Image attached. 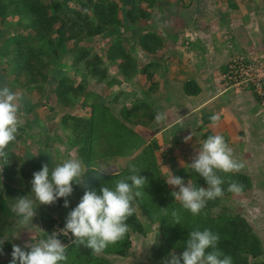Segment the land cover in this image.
I'll return each mask as SVG.
<instances>
[{"label":"trees","instance_id":"16d2710c","mask_svg":"<svg viewBox=\"0 0 264 264\" xmlns=\"http://www.w3.org/2000/svg\"><path fill=\"white\" fill-rule=\"evenodd\" d=\"M169 1L0 0V63L7 65L0 70V87H20V114L25 113L26 116L34 109H39L40 115L45 116L47 111L42 107L46 104L50 111L56 110V105L64 109L75 110L79 107L87 110L85 116L56 110L61 113L58 128L64 133L68 144L76 149L85 167L81 177L83 196L88 190L102 194V186L114 187V181L130 175L129 169L135 165L147 182L144 188L134 189V192H141V196L134 200V207L140 209L152 224H157L161 239L170 248L183 252L190 231L210 229L219 235L217 247L232 257V264H263L259 259L264 253L262 240L252 225L240 212L233 211L229 205L220 204L223 197L233 194L228 191L230 181L242 184L243 191L240 193H243L252 186L249 176L243 172L217 171L224 181L221 185L223 196L206 201L201 212L193 215L164 191V178L150 161L153 147L140 144L141 137L126 123L131 121L132 114L138 117L133 112L147 103H134L128 109L122 102L118 108L122 93L101 90L103 86L111 88L114 84H120V79L109 72L112 66L117 68L125 81L132 80L137 71L146 74L147 78L152 76L149 71L151 65L146 63L140 67L138 55L156 53L163 47L165 33L161 30L165 29L160 27L159 30L158 26L165 15L167 20L170 16L172 8ZM179 1L176 0L178 6ZM95 39L97 42L94 46L91 43ZM190 84H186V91L197 93L198 89H190ZM92 86H98L99 90L92 89ZM33 91L40 94L39 100L28 97V93ZM48 91L53 94L56 105L51 101L48 103ZM34 128L37 132L32 133V137L38 139L39 149L37 154L27 151L24 158L16 154L13 148L19 146L22 135L30 136ZM48 133L43 118L36 115L27 117L19 127L15 141L5 149L8 159L5 161L1 158L0 168V240L15 222L16 216L11 206L16 199L34 196L31 183L33 174L42 170L45 163L50 170L53 167L52 142L47 137ZM57 137L59 142H64L60 136ZM135 148H140V151L128 170L113 175L103 173L101 179L95 177L92 166L96 160L126 156ZM175 175L183 180L188 178L197 186L207 187L205 179L192 169L188 172L180 169ZM78 185L73 182V189L77 190ZM149 193L157 195L154 202L156 209L162 211L160 216L150 213L149 206L152 207V204L146 198ZM64 201L65 198H59L57 204H42L39 218L47 232H52L58 223L54 212L63 207ZM213 208L218 209V213L212 214ZM73 209L66 208L60 217L66 220ZM174 210L179 213L180 224H176V219L171 215ZM126 223L129 225L128 233L99 254L75 244V237L72 236L65 243L67 260L60 264H115L109 255L126 256L132 244V235L146 234L136 211ZM0 248L3 251L5 247L2 244ZM11 260H0V264H10Z\"/></svg>","mask_w":264,"mask_h":264},{"label":"crops","instance_id":"0c3cea01","mask_svg":"<svg viewBox=\"0 0 264 264\" xmlns=\"http://www.w3.org/2000/svg\"><path fill=\"white\" fill-rule=\"evenodd\" d=\"M169 4L170 16L167 20L165 15L158 26L165 29L161 30L165 33L163 47L156 53L138 55L140 67L151 65L152 76L147 78L137 71L132 80L125 81L112 66L109 72L120 79V84L101 90L122 93L118 108L122 102L128 109L134 103H147L133 112L138 117L132 114L126 123L141 137L140 144L153 147L150 161L164 178V191L169 197L178 188L166 183L167 178L180 169L188 172L201 144L215 134L222 135L234 158L245 164L239 172L248 175L253 186L258 182L254 181L252 167H264V106L250 90H225L216 79L226 69L232 51L264 53V0H180L179 6L171 0ZM187 83L198 92L188 93ZM157 111L167 116L160 124L154 119ZM213 114H220L216 125L209 119ZM139 151L135 148L126 156L100 158L92 167L102 168L104 174L122 173ZM111 159V163H104ZM189 180L184 179L185 185ZM81 185L78 187L82 191ZM238 194L223 197L220 204L227 205L226 201L236 200Z\"/></svg>","mask_w":264,"mask_h":264},{"label":"clouds","instance_id":"9594fccd","mask_svg":"<svg viewBox=\"0 0 264 264\" xmlns=\"http://www.w3.org/2000/svg\"><path fill=\"white\" fill-rule=\"evenodd\" d=\"M21 100L20 93L13 92L6 85L0 87V158L5 161L8 159L5 149L15 141L22 124ZM166 118L164 112L157 111L154 119L160 124ZM209 119L216 125L220 121V114H213ZM185 139L187 141L191 137ZM201 145L190 167L205 179L207 187L197 186L191 180L185 185L184 180L174 174L166 180V183L178 188V191L172 192L175 201H179L193 215L201 212L206 201L223 196L221 185L224 181L217 175V170L231 173L245 168L243 162L234 158L233 149L222 135H211ZM129 171L130 175L114 181V187L102 186V194H97L95 190L86 191L80 203L66 217L64 228L58 232L54 231L38 243H26L24 248L14 244L10 264H60L66 261L67 246L58 238L60 234L68 236L71 233L75 237V244L83 245L96 254L122 239L129 231L126 221L136 211L134 200L141 196V192H134V189L144 188L147 182L135 165ZM83 172L82 162L77 158L65 159L51 170L47 163L43 164L42 170L33 174L31 182L35 200L39 204L51 205L59 198H65L64 206L69 207L67 197L73 193V182L82 183L80 178ZM105 172L102 168L93 169L97 179H101ZM228 191L240 193L243 185L230 181ZM12 210L21 217L19 223L23 226L32 223L36 215L33 199L27 196L17 198ZM171 215L176 219V224H180L179 213L174 210ZM219 239V235L210 229L192 230L182 256L173 252L170 259L165 258L163 264H181V259L184 264H232V257L218 249ZM3 243L4 240H0V245Z\"/></svg>","mask_w":264,"mask_h":264},{"label":"rangeland","instance_id":"374dc122","mask_svg":"<svg viewBox=\"0 0 264 264\" xmlns=\"http://www.w3.org/2000/svg\"><path fill=\"white\" fill-rule=\"evenodd\" d=\"M99 40V37H97ZM97 42V39L91 43L95 46ZM97 46V45H96ZM99 50V49H98ZM5 62L0 63V70L3 67H6ZM114 68V67H113ZM115 69V68H114ZM104 87V86H103ZM13 92L22 93V90L20 87L10 88ZM108 90V89H106ZM49 101L54 103V96L48 91L47 94ZM28 97H32L33 100H39L40 94L36 91H33L31 93H28ZM55 104V103H54ZM56 105V104H55ZM49 105L46 104L42 108L47 111L45 116L40 115L39 109H34L32 113L26 116L25 113L20 114V119L22 121V124L26 121L27 117H32L33 115H36L37 117H41L44 119L46 126L48 127L49 133L47 135L48 138L51 139V156H52V162L53 167H55L57 164L62 163L63 160L69 159V158H77L79 159L76 149L73 148L69 142L67 141V138L65 137L64 133L61 131V129L58 128V119L61 115V113H58L56 110L62 109L61 112H75L82 115H86L87 110L82 108H77L75 110L72 109H64L63 107H60L56 105V110L50 111ZM36 128L31 130L30 136H24L22 135L21 138H19L20 144L17 148H13V151L16 154L23 155L24 158H26V152L29 151L31 154H37L39 149V141L36 137H32L34 133H36ZM33 133V135H32ZM57 134V136H60L64 140V142H59L58 137L56 136L54 138V135ZM26 160V159H25ZM111 160H104V163L113 161ZM123 161H121L122 163ZM103 163V162H102ZM2 167V162L0 158V168ZM52 167V168H53ZM252 172L254 174V181L257 180L258 183L254 182V185L251 186L248 190H246L243 193L238 194V197L236 200L232 201H226L227 205H229L233 211L240 212L244 217L249 221V223L252 225L253 229L255 230L256 234L260 237L262 240V246L264 251V167L262 170H255L254 166L252 167ZM255 172H257L255 174ZM259 180V181H258ZM17 182L14 183V185ZM253 183V182H252ZM30 199H33L34 208H36V215L34 216L32 223H29L26 226H23L19 223V220L21 217H19L15 212V222L12 224L11 228L5 236L2 237V240H4L3 247L4 250L0 252V260H6V259H13L12 252H13V245H19L22 248H24V245L26 243H38L39 240L45 239L47 235H51L54 231H59V229L64 228L66 220L62 219L60 217V214L66 209V208H75L82 199V191L81 188L78 187L77 190L73 189V193L67 197L69 201V207H65L63 204L62 208H59L54 212V216L56 217L58 223L54 225V230L52 232H47L44 230L42 223L39 218V210L42 208V204H38L34 198L33 195H27ZM148 198V202L152 204V207H150L151 215L152 216H160L162 211H158L155 207V198H157V195L155 194H148L146 196ZM57 204L58 202H54ZM223 203V202H222ZM225 205V204H222ZM13 209V206H11ZM136 207V206H135ZM139 219L143 223L146 234H133L132 235V244L128 251V254L126 256L120 257L118 255H109L110 260L114 262L115 264H163L165 258L170 259V254L175 252L176 255L182 256V251L177 249L170 248L163 239H161V236L159 234L158 226L157 224H152L150 220L147 219V217L143 214V212L135 208ZM218 209H212L211 213L216 214L218 213ZM62 236V237H60ZM72 234L69 233L68 236H65L63 234H60L58 238L61 240V242L65 245L66 242H69L72 239ZM26 251H29L30 249H25ZM261 261H263L264 264V253L259 258ZM181 264H184L183 260L181 259Z\"/></svg>","mask_w":264,"mask_h":264},{"label":"built area","instance_id":"2783aa9c","mask_svg":"<svg viewBox=\"0 0 264 264\" xmlns=\"http://www.w3.org/2000/svg\"><path fill=\"white\" fill-rule=\"evenodd\" d=\"M227 44L232 48L230 42ZM216 83L225 90H250L264 106V53L232 51L226 69L219 74Z\"/></svg>","mask_w":264,"mask_h":264}]
</instances>
